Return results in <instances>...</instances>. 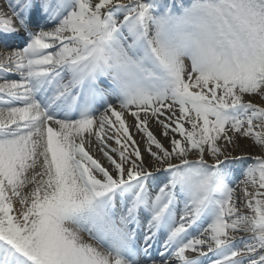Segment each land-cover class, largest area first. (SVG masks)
I'll return each mask as SVG.
<instances>
[{
	"label": "snow or ice",
	"instance_id": "1",
	"mask_svg": "<svg viewBox=\"0 0 264 264\" xmlns=\"http://www.w3.org/2000/svg\"><path fill=\"white\" fill-rule=\"evenodd\" d=\"M0 264H264V0H3Z\"/></svg>",
	"mask_w": 264,
	"mask_h": 264
},
{
	"label": "bare ground",
	"instance_id": "2",
	"mask_svg": "<svg viewBox=\"0 0 264 264\" xmlns=\"http://www.w3.org/2000/svg\"><path fill=\"white\" fill-rule=\"evenodd\" d=\"M2 2H3V0H0V3H2ZM249 99H253L254 102H258L259 97H255V98L249 97ZM129 122L131 123V118H130V117H129ZM153 131L157 132V134H158V128H157L155 125H153ZM109 143L112 145V147H117V145L115 144L114 141H109ZM97 147H98V144L95 142V140H94V138H93V143H92V146H91V151H92V153H93L94 155L97 156V158H100V153L97 151ZM251 147H252V144H251V142H249V141H244V142L242 143V146H241V148H242L246 153H248V151H249V149H250ZM259 152H260V149L256 150V153H259ZM239 154H240V150L238 149V150L234 153V155H239ZM243 210H244V211H247V209H243ZM239 235L243 236V235H246V234L241 233V234H239Z\"/></svg>",
	"mask_w": 264,
	"mask_h": 264
},
{
	"label": "rangeland",
	"instance_id": "3",
	"mask_svg": "<svg viewBox=\"0 0 264 264\" xmlns=\"http://www.w3.org/2000/svg\"><path fill=\"white\" fill-rule=\"evenodd\" d=\"M258 102H260V98H259V100H258ZM244 142V140H242L241 142H240V144H241V146H242V143ZM259 148L258 147H254L253 145H252V147L249 149V151H248V154H251V155H257V154H259V153H256V150H258Z\"/></svg>",
	"mask_w": 264,
	"mask_h": 264
}]
</instances>
